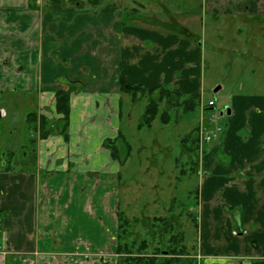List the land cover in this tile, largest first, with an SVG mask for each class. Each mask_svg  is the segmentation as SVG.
Segmentation results:
<instances>
[{
  "label": "crops",
  "instance_id": "obj_1",
  "mask_svg": "<svg viewBox=\"0 0 264 264\" xmlns=\"http://www.w3.org/2000/svg\"><path fill=\"white\" fill-rule=\"evenodd\" d=\"M99 4L0 0V96L24 94L27 101L34 95L30 109L55 121L62 117L56 93L67 89L65 81L83 86L71 94L67 139L58 131L40 139L26 121L31 138L22 151L31 162L10 167L3 152L0 264H116L122 167L103 144L122 133L120 80L146 89L166 87L182 101L192 95L202 100L194 45L183 41L193 56L181 57L177 37L129 34L122 15L124 10L134 15L135 9L124 7L123 0L101 9ZM112 39L119 40L115 62L124 64L106 69ZM165 59L174 63L171 75L164 71ZM124 65L129 74L122 76ZM211 114L221 131L202 157L198 249L193 246L186 264H264V96L234 93L220 112L224 121Z\"/></svg>",
  "mask_w": 264,
  "mask_h": 264
},
{
  "label": "rangeland",
  "instance_id": "obj_2",
  "mask_svg": "<svg viewBox=\"0 0 264 264\" xmlns=\"http://www.w3.org/2000/svg\"><path fill=\"white\" fill-rule=\"evenodd\" d=\"M99 1L100 9L110 2ZM123 1L124 7L135 9L134 15L127 10L122 15L129 34L133 32L138 36L136 32L139 31L141 36L147 35L150 39H158L160 35L177 37L181 42L177 54L181 57L193 56V52L191 54L183 46V41L194 45L193 50L199 52L201 61L196 80L197 90L202 95L199 105L209 108L208 103L214 101L216 106L209 111L199 107L190 113L175 107L168 110V124L163 125L159 116L152 128L138 129L149 100L144 97L134 103L132 95L124 93L120 129L132 146V153L120 170L117 193L119 211L132 219V223L124 232L116 226V246L119 232L124 237L123 243L135 248L145 240L149 253L154 250L168 251L173 247L170 238L180 233L191 253L193 246L198 249L195 224L199 216L194 192L201 185L202 157L204 150H209L208 145L217 141V138L213 142L204 137L202 139L201 128L206 127L204 131L210 133L214 118L211 112L224 121L220 112L227 108L234 93L264 96V0ZM111 41L106 45L108 56L106 63H103L106 69L108 65L115 67L124 64L120 60L115 62L119 57L117 54L115 59L119 40ZM163 41L165 39L161 43ZM121 43L124 49H129L127 41L121 40ZM87 54L91 56V53ZM89 62L95 66L93 58ZM182 63L183 59L180 58L179 67ZM173 65V62L165 59L163 66L166 74L171 75ZM122 68V76L129 74L128 66ZM182 72L183 77L189 80V71L185 69ZM90 78L97 81V78ZM20 95L5 93L0 96V110L4 108L6 112V116L0 119V162L3 161L4 152V160L10 161V167L32 160L31 157L24 159L22 148L29 146L31 137L26 121L28 112H33L30 102L36 97L28 95L26 101L24 94ZM165 109L163 104L161 111ZM41 116L38 115V118ZM113 187L114 184H111L110 189ZM174 198L176 203L172 202ZM171 205H174L172 212ZM190 212L193 221L188 216ZM154 217H164L166 220L157 222L153 220ZM115 258L117 264V252Z\"/></svg>",
  "mask_w": 264,
  "mask_h": 264
},
{
  "label": "trees",
  "instance_id": "obj_3",
  "mask_svg": "<svg viewBox=\"0 0 264 264\" xmlns=\"http://www.w3.org/2000/svg\"><path fill=\"white\" fill-rule=\"evenodd\" d=\"M67 89H61L56 93V113L61 115V119L56 122L49 121L46 117L38 118L37 113H29L27 121L32 129V132H38L40 139H47L55 131L64 135L67 139L69 136V116H70V98L72 92H76L79 88H83L78 82L65 81ZM120 89L123 93L132 95V100L135 103L141 98L147 97L149 100L146 106L144 115L138 125V129L152 128L154 121L160 116L162 124L166 125L170 122V113L168 110L178 107L183 108L185 113H190L197 110L200 105L201 98L199 95H192L186 100H180L179 94L173 92L166 87H154L146 89L141 84H132L125 79L120 80ZM166 106L164 111H161L162 105ZM57 129V130H56ZM188 136V135H187ZM198 141V140H197ZM194 140V142H197ZM193 142V141H192ZM103 146L110 151L111 158L117 161L121 167H124L131 157L132 146L127 141V138L122 134L114 138H108L104 141ZM121 178V174L120 177ZM195 198L198 195V189L194 192ZM174 198L172 202H175ZM174 205H171L170 211ZM118 230L124 232L126 227L132 223V219L125 216L124 212L118 209ZM193 221L194 217L190 212L189 215ZM149 218V217H148ZM136 219V218H135ZM134 220V219H133ZM138 220V219H136ZM157 222H165L164 217H154ZM167 226V224H166ZM117 237V264H186L185 257L189 254L188 247L184 244V237L178 233L172 236L171 245L173 246L168 251L148 252L147 241H142L139 247L123 243L124 237L119 234Z\"/></svg>",
  "mask_w": 264,
  "mask_h": 264
},
{
  "label": "built area",
  "instance_id": "obj_4",
  "mask_svg": "<svg viewBox=\"0 0 264 264\" xmlns=\"http://www.w3.org/2000/svg\"><path fill=\"white\" fill-rule=\"evenodd\" d=\"M214 105V102L213 101H210L209 102V106H213ZM207 128L206 127H203L201 128V131H200V137L203 139V137L207 140V141H211L213 140L217 134L220 133L221 129L220 128H214V129H210V133H206L204 130H206Z\"/></svg>",
  "mask_w": 264,
  "mask_h": 264
},
{
  "label": "water",
  "instance_id": "obj_5",
  "mask_svg": "<svg viewBox=\"0 0 264 264\" xmlns=\"http://www.w3.org/2000/svg\"><path fill=\"white\" fill-rule=\"evenodd\" d=\"M220 88L217 89V91L219 90Z\"/></svg>",
  "mask_w": 264,
  "mask_h": 264
}]
</instances>
